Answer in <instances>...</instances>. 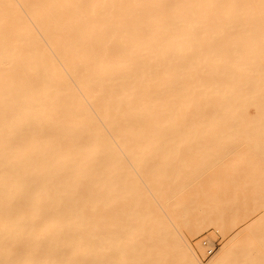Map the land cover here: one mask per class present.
Listing matches in <instances>:
<instances>
[{
  "label": "bare ground",
  "instance_id": "1",
  "mask_svg": "<svg viewBox=\"0 0 264 264\" xmlns=\"http://www.w3.org/2000/svg\"><path fill=\"white\" fill-rule=\"evenodd\" d=\"M0 264H264V0H0Z\"/></svg>",
  "mask_w": 264,
  "mask_h": 264
},
{
  "label": "rangeland",
  "instance_id": "2",
  "mask_svg": "<svg viewBox=\"0 0 264 264\" xmlns=\"http://www.w3.org/2000/svg\"><path fill=\"white\" fill-rule=\"evenodd\" d=\"M210 231H212V232H210ZM211 233H213V235H211ZM207 237H210L211 240L213 241L214 251L211 254H207V255L204 254V256H203L202 254H200V251L198 250V248H196L195 242L197 240H202L203 238H207ZM189 242L191 243L192 247H194V250L196 252H198V256H199L201 262L205 263L208 260V258L211 255H213L216 252V250L220 247V245L222 244V236H221L220 232L216 230V228H213V226H210V227L206 228L204 231H202L198 236H195L191 239L189 238Z\"/></svg>",
  "mask_w": 264,
  "mask_h": 264
},
{
  "label": "built area",
  "instance_id": "3",
  "mask_svg": "<svg viewBox=\"0 0 264 264\" xmlns=\"http://www.w3.org/2000/svg\"><path fill=\"white\" fill-rule=\"evenodd\" d=\"M203 243L205 244L206 243V240H203ZM213 249H214V247H213ZM210 251H211V249L208 250V254L211 253Z\"/></svg>",
  "mask_w": 264,
  "mask_h": 264
}]
</instances>
